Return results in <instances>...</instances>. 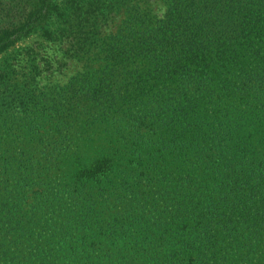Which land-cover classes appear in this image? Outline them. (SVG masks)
Listing matches in <instances>:
<instances>
[{"label": "trees", "instance_id": "trees-1", "mask_svg": "<svg viewBox=\"0 0 264 264\" xmlns=\"http://www.w3.org/2000/svg\"><path fill=\"white\" fill-rule=\"evenodd\" d=\"M22 1L0 0V54L37 35L80 70L45 93L30 49L0 70V125L60 122L39 139L18 123L17 147L0 128V188L7 199L19 189L11 205L0 197V222L31 220L37 198L63 212L60 194L33 179L50 182L41 172L60 165L65 197L89 210L107 187L116 200L102 220L95 208L74 217L67 253L40 249L20 264H264V0H161L159 19L149 0H72L63 13L54 0H26L28 11ZM119 11L116 33L102 36Z\"/></svg>", "mask_w": 264, "mask_h": 264}, {"label": "rangeland", "instance_id": "rangeland-1", "mask_svg": "<svg viewBox=\"0 0 264 264\" xmlns=\"http://www.w3.org/2000/svg\"><path fill=\"white\" fill-rule=\"evenodd\" d=\"M18 1L19 0H14V2L11 3L9 7H7L11 8L14 4H17ZM54 1L55 4L58 5L59 8H61L60 12L63 13L65 11L66 4L72 0ZM135 1L136 0H131V3L135 4ZM9 2L10 0H3L2 3L4 5H7L9 4ZM29 2L31 3L30 0ZM25 3L28 4L26 0L18 3V9L21 10L24 7L26 8V11H28L29 7L28 5H25ZM147 8L151 12L150 16L155 15L159 19L165 13L166 4L161 0H149ZM123 19L124 13L122 11L112 14L111 18L100 30L102 36L115 34ZM59 20H61V18ZM56 26L57 24L54 27ZM51 33L56 36L60 32L56 31L55 28H52ZM62 47H65L64 45L62 46V43L46 42L37 35L25 37L24 39L16 42L13 48H11L7 53L0 54V70H6V67L14 57L15 51L19 50L23 53L27 49H30L32 52H35L37 56L36 63L43 71H45L41 76L37 77V93H45L49 89H51L52 92H58L60 89H63V86L67 83L69 78L74 73L80 70L79 64L77 65L75 62L65 57ZM47 62L50 66L46 65ZM28 69L29 66L25 68L24 73H27ZM24 79L25 78H23L22 81H24ZM20 90L22 89L19 88L18 91ZM36 104L37 107H42V104L38 99H36ZM17 121L18 123L26 124L28 127L31 125L36 126L35 135L33 137L36 139L50 138L51 136H53V128L60 123L55 116L49 114L43 117L32 118L26 121ZM18 123H16L14 126L8 125L6 127L0 125V128L5 130L8 135L5 136L3 135V133H1L3 139L9 144L16 143V147L20 144L19 141L23 136V132H20L18 130ZM8 128H10L11 130H7ZM62 159L63 157L57 159V164ZM50 171L53 170L45 169V172H41V174L49 175L50 182H48L49 178L45 179L43 176L39 178L33 176V179L36 178L37 180L44 182V189L52 186L54 188V191L58 193V195L60 194L63 200V204L61 205V209L63 210V212L59 211V215L49 214V208L41 204L40 199L37 198L34 202V210L32 211L33 218H31V220L25 219L27 221H23L21 225L19 223L20 227L15 226L16 216L11 224L6 220L0 222V264H7L5 263L7 261L9 264L11 257L18 255L19 257L15 261L20 264L22 261L30 260L34 255V251H39L40 249H48L50 251V254L54 256L58 255L57 257H55V259L59 258V254L64 250V253H67V245L70 243L69 241H63V235L65 233H72L73 235V232L77 230L74 217L78 216L80 218H89L91 215V209L95 208V212L97 214L96 216H98L96 218L102 220L103 214H106V212L108 213V209L112 206V204H114V202L112 201L116 200L112 192L113 189L105 187L103 188L102 197H100V195L93 198L95 199L96 205L93 206V208H89V210H87L86 207L88 204L85 202L86 200L81 201L78 198H71L69 195L65 197L64 194H67L65 190L62 193L64 185L61 178H64L63 175L65 176L66 171L69 170L66 169L65 166L60 165V168H58V170L56 169V172H54L55 174H52ZM115 184L117 183H114L113 185ZM17 185L18 184L15 182L11 184V187L15 192L14 194H11L8 199L4 193L3 187L0 188V197L4 196L3 200H7L10 205L15 202V195L19 191ZM22 192L27 194L28 190L22 189L21 193ZM62 200H60L59 202H61ZM29 214L31 215V213ZM75 233H78V231H76ZM4 252L7 253L6 256H4ZM64 253H62V255ZM66 257H69V254H66Z\"/></svg>", "mask_w": 264, "mask_h": 264}]
</instances>
